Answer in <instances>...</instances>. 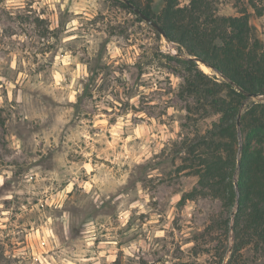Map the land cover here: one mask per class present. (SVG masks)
<instances>
[{
    "label": "rangeland",
    "instance_id": "obj_1",
    "mask_svg": "<svg viewBox=\"0 0 264 264\" xmlns=\"http://www.w3.org/2000/svg\"><path fill=\"white\" fill-rule=\"evenodd\" d=\"M204 1L264 42V0ZM185 57L119 0H0V264H264L184 198L183 142L219 120Z\"/></svg>",
    "mask_w": 264,
    "mask_h": 264
},
{
    "label": "trees",
    "instance_id": "obj_2",
    "mask_svg": "<svg viewBox=\"0 0 264 264\" xmlns=\"http://www.w3.org/2000/svg\"><path fill=\"white\" fill-rule=\"evenodd\" d=\"M128 1L155 21L168 41L225 78L202 73L193 60L182 61L198 72L194 80H186V94L219 115L204 133L183 142L181 166L197 178L184 198L209 197L220 203L226 217L220 226L231 233L229 263L237 262L245 248L264 253V102L245 108L238 131L236 119L246 96L229 84L264 95V42L251 37L247 14L218 17L204 0H190L187 7L165 0L157 9L154 0Z\"/></svg>",
    "mask_w": 264,
    "mask_h": 264
},
{
    "label": "water",
    "instance_id": "obj_3",
    "mask_svg": "<svg viewBox=\"0 0 264 264\" xmlns=\"http://www.w3.org/2000/svg\"><path fill=\"white\" fill-rule=\"evenodd\" d=\"M119 1H121L123 4H125L139 19H141L146 24H148L149 26H151L157 33H159L163 38L166 39L165 32L163 31V29L155 21H153L152 19H150L149 17H147L138 7H136L135 5H133L128 0H119ZM185 58L190 59V60H193L197 64L203 65L206 68H210L222 80H225V78L218 71H216L215 69H213L210 65L206 64L201 59H198L196 57H191V56H187ZM229 84L232 85V86H234L237 89V91L242 92L246 96V100L241 104V106L239 108V113H238L237 119H236V127H237V130L239 131V128H240V116H241V113L245 110L247 103L250 100H252V103L253 104H256L258 102H264V95L255 94V93H246L243 90H241L238 86H236L233 82H230L229 81Z\"/></svg>",
    "mask_w": 264,
    "mask_h": 264
},
{
    "label": "bare ground",
    "instance_id": "obj_4",
    "mask_svg": "<svg viewBox=\"0 0 264 264\" xmlns=\"http://www.w3.org/2000/svg\"><path fill=\"white\" fill-rule=\"evenodd\" d=\"M201 69H202L203 71H205V72L208 71L207 68L204 67V66H201Z\"/></svg>",
    "mask_w": 264,
    "mask_h": 264
}]
</instances>
